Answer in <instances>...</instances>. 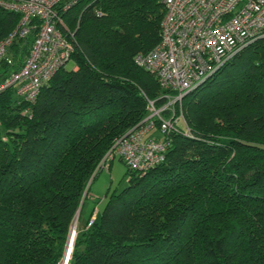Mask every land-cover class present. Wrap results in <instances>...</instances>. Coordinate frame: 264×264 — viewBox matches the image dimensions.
Instances as JSON below:
<instances>
[{"label": "trees", "instance_id": "16d2710c", "mask_svg": "<svg viewBox=\"0 0 264 264\" xmlns=\"http://www.w3.org/2000/svg\"><path fill=\"white\" fill-rule=\"evenodd\" d=\"M61 14L74 66L44 83L31 114L14 84L0 92V264H60L99 161L169 91L134 62L160 39L161 0H80ZM19 17L0 5V39ZM35 33L12 43L14 68ZM181 108L163 161L138 171L120 158L129 184L85 227L90 212L66 264H264V35Z\"/></svg>", "mask_w": 264, "mask_h": 264}, {"label": "built area", "instance_id": "2783aa9c", "mask_svg": "<svg viewBox=\"0 0 264 264\" xmlns=\"http://www.w3.org/2000/svg\"><path fill=\"white\" fill-rule=\"evenodd\" d=\"M80 0H0L18 11L15 27L0 39V67H11L0 80V92L14 84L17 104L31 114V104L56 70L71 57L73 44L61 12ZM164 14L159 41L134 62L152 72L169 90L161 105L147 100L148 113L117 137L95 168L108 167L118 156L130 168L145 171L165 159L169 133L184 117L181 98L226 59L255 38L264 35V0H161ZM99 13V10H97ZM36 28L28 54L18 68L11 52L15 40ZM178 105V107H177ZM157 126L159 134L148 135ZM92 213L85 227L92 224ZM68 258L60 262L66 264Z\"/></svg>", "mask_w": 264, "mask_h": 264}, {"label": "rangeland", "instance_id": "374dc122", "mask_svg": "<svg viewBox=\"0 0 264 264\" xmlns=\"http://www.w3.org/2000/svg\"><path fill=\"white\" fill-rule=\"evenodd\" d=\"M73 66L74 61L72 59H69L65 63L66 68H72ZM178 122L180 125H184L182 118H180ZM3 132V127H0V135H2ZM156 134H159L157 126L152 128L148 133V135ZM111 161L112 162H109L107 168L102 167L100 170L96 171L93 177H90L88 183V193L84 200L80 219L79 221L77 219L76 224L74 221L73 223L71 222L72 226L70 225L72 230L71 233L74 232V236H76L75 232L77 233V231L83 226L85 219L89 216L91 211H93V213H97V217L99 218L100 213L107 201L108 195L112 191L119 192L129 184V175L126 173L127 166L125 162L122 161L118 156H115Z\"/></svg>", "mask_w": 264, "mask_h": 264}, {"label": "water", "instance_id": "95a60500", "mask_svg": "<svg viewBox=\"0 0 264 264\" xmlns=\"http://www.w3.org/2000/svg\"><path fill=\"white\" fill-rule=\"evenodd\" d=\"M185 94V93H184ZM79 211H80V206L78 207L74 217H73V220H72V223L75 221V224L77 222V219H78V215H79ZM72 223H71V226H72ZM71 226H70V229H69V232H68V235H67V240H66V244H65V247H64V252H63V255H62V258H61V262L63 260H66L67 258H69L70 256V253H71V250H72V246H73V242H74V238H73V241L72 243L69 245V239H70V230H71ZM75 235H76V232H75ZM75 237V236H74ZM68 246L70 247L69 250H68ZM68 250V252H67ZM67 252V253H66ZM69 254V255H68Z\"/></svg>", "mask_w": 264, "mask_h": 264}, {"label": "bare ground", "instance_id": "6f19581e", "mask_svg": "<svg viewBox=\"0 0 264 264\" xmlns=\"http://www.w3.org/2000/svg\"><path fill=\"white\" fill-rule=\"evenodd\" d=\"M71 231H72V230H70V235H71V236H70V239H69V245L72 243V240H73V237H74V232L71 233ZM68 250H69V246H68ZM68 250H67V252H68ZM67 252H66V253H67Z\"/></svg>", "mask_w": 264, "mask_h": 264}, {"label": "crops", "instance_id": "0c3cea01", "mask_svg": "<svg viewBox=\"0 0 264 264\" xmlns=\"http://www.w3.org/2000/svg\"><path fill=\"white\" fill-rule=\"evenodd\" d=\"M112 162V161H111ZM95 213V212H94ZM97 215V213H95V216ZM88 218V217H87ZM87 218L85 219V221L87 220ZM85 221H84V223H85Z\"/></svg>", "mask_w": 264, "mask_h": 264}]
</instances>
